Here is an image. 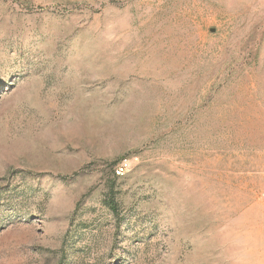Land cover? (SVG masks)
<instances>
[{"label": "rangeland", "instance_id": "rangeland-1", "mask_svg": "<svg viewBox=\"0 0 264 264\" xmlns=\"http://www.w3.org/2000/svg\"><path fill=\"white\" fill-rule=\"evenodd\" d=\"M0 264H264V0H0Z\"/></svg>", "mask_w": 264, "mask_h": 264}, {"label": "trees", "instance_id": "trees-1", "mask_svg": "<svg viewBox=\"0 0 264 264\" xmlns=\"http://www.w3.org/2000/svg\"><path fill=\"white\" fill-rule=\"evenodd\" d=\"M109 205H110V207L113 208V209L116 207V203H115L114 198L109 199Z\"/></svg>", "mask_w": 264, "mask_h": 264}, {"label": "built area", "instance_id": "built-area-1", "mask_svg": "<svg viewBox=\"0 0 264 264\" xmlns=\"http://www.w3.org/2000/svg\"><path fill=\"white\" fill-rule=\"evenodd\" d=\"M123 170H124L123 167H119V168L117 169V173H118V174H121V173L123 172Z\"/></svg>", "mask_w": 264, "mask_h": 264}]
</instances>
